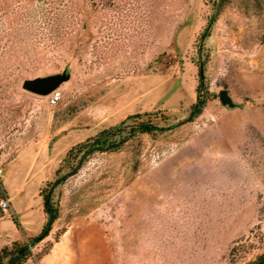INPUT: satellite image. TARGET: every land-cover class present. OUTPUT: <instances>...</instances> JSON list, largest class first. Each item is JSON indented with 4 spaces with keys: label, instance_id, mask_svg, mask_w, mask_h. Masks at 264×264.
Wrapping results in <instances>:
<instances>
[{
    "label": "rangeland",
    "instance_id": "374dc122",
    "mask_svg": "<svg viewBox=\"0 0 264 264\" xmlns=\"http://www.w3.org/2000/svg\"><path fill=\"white\" fill-rule=\"evenodd\" d=\"M66 69L57 106L23 89ZM43 190L25 264L263 255L264 0H0V249L40 236Z\"/></svg>",
    "mask_w": 264,
    "mask_h": 264
},
{
    "label": "trees",
    "instance_id": "16d2710c",
    "mask_svg": "<svg viewBox=\"0 0 264 264\" xmlns=\"http://www.w3.org/2000/svg\"><path fill=\"white\" fill-rule=\"evenodd\" d=\"M227 0H222V2H226ZM201 77H203V71H201ZM200 92V89L198 90ZM205 102H200L199 100L193 107L191 111V115L187 122H192L195 118H197L203 108H204ZM135 118V116L129 117V119ZM133 133L141 132V133H152L155 129L152 127V124L148 125H139L136 126L133 129ZM157 130V129H156ZM116 136V133L113 131H104L97 139H95L94 142V150L99 152H108V151H115L119 149L125 142L126 138H124L121 141H112L113 138ZM94 152L93 150L91 153ZM66 177H64L62 180H58L56 182V186H59L63 180ZM42 197H43V203H44V210L45 213L48 216V223L44 227L42 233L40 236L31 238V240L26 243H18L14 242L11 246H5L0 249V264H25L28 259L32 255V248L36 246L41 240H43L47 233L50 230V225L54 223L59 218L58 209L55 207V204L53 202V194L51 191L48 193L46 191H42ZM15 223L19 226V223L17 220H15ZM234 250L231 253V256H233V259L235 257V253H233ZM248 264H264V254L261 255L256 261L250 262Z\"/></svg>",
    "mask_w": 264,
    "mask_h": 264
},
{
    "label": "water",
    "instance_id": "95a60500",
    "mask_svg": "<svg viewBox=\"0 0 264 264\" xmlns=\"http://www.w3.org/2000/svg\"><path fill=\"white\" fill-rule=\"evenodd\" d=\"M71 79L72 72L66 69L61 73L25 79L23 82V89L34 95L47 97ZM219 99L221 104L228 109H235L238 107L227 89L220 91Z\"/></svg>",
    "mask_w": 264,
    "mask_h": 264
},
{
    "label": "built area",
    "instance_id": "2783aa9c",
    "mask_svg": "<svg viewBox=\"0 0 264 264\" xmlns=\"http://www.w3.org/2000/svg\"><path fill=\"white\" fill-rule=\"evenodd\" d=\"M62 100V92L60 91V89L55 90L54 92H52L49 96H48V102L51 106H57ZM1 206L3 207V209L6 211L8 208V203L6 202H2Z\"/></svg>",
    "mask_w": 264,
    "mask_h": 264
}]
</instances>
